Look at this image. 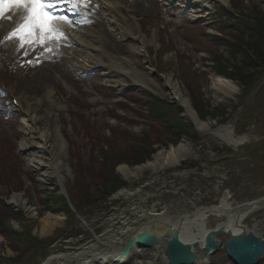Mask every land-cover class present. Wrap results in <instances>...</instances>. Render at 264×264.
Segmentation results:
<instances>
[{
    "label": "rangeland",
    "instance_id": "rangeland-1",
    "mask_svg": "<svg viewBox=\"0 0 264 264\" xmlns=\"http://www.w3.org/2000/svg\"><path fill=\"white\" fill-rule=\"evenodd\" d=\"M128 1L115 10L114 17L106 12L100 0H93V5L98 7L88 20L83 18L80 26L87 30H105L110 40H119L120 50L115 53L142 75L137 74L143 83L133 78V72L107 75L105 69L91 67L88 63L91 57L84 55L77 56L80 65L63 54L51 62L45 60L39 67H20L14 46L0 45V166L2 163L8 171L10 167L16 169L15 177L11 175L13 184L8 187L0 167V199L20 212L8 225L26 238L47 240V253L61 246L77 249L92 241L93 233L104 238L112 226L120 224L107 221L112 213L132 219L134 208L162 206L172 218L192 211L195 206L214 205L227 191L234 203L264 195V68L257 82L243 91L237 82L216 72L233 71L240 54L233 57L234 49L224 40L213 39L232 33L229 28L218 25L214 19L216 9L229 10L236 20L258 10L264 13V0ZM134 1H141L142 6L134 8ZM101 14L104 19H99ZM71 18L80 19L79 14ZM122 18L134 23L133 32L139 30L146 34L145 49L137 45L138 55L129 52L130 40L118 39L113 30V21ZM233 18L229 20L233 22ZM80 26L69 27L68 32L73 30L76 34ZM4 35L0 32V39ZM102 45L109 48L106 40ZM219 55L222 62L218 63ZM95 56L100 61L107 57L101 50ZM212 75L234 82L237 93L224 97L221 92H215ZM169 83L178 86L196 115L199 110L201 113L211 110L217 115H198L199 119L215 129L229 127L235 135H247V139L231 146L219 137L199 133L192 120L184 115ZM149 95L154 96L151 106L155 110L166 114L174 111V119L181 116L183 122L190 123L193 132L174 140L169 132L162 135V122H157L160 132L150 128L152 120L147 115L151 107L149 110L141 100L145 96L152 100ZM159 100L165 105H159ZM45 131L49 132L47 137ZM51 131L63 146L61 179L48 166V156L53 154L55 145ZM183 141L193 151L179 166L143 170L127 181L116 169L125 164L133 170L152 160L158 151L169 150V146ZM140 147L148 150V154ZM105 150L111 151L112 159L118 160L114 172L127 183L121 188L135 193L128 199L114 198L117 191L103 198L106 188L101 184L100 174L105 168L102 158ZM140 155H147L145 161L131 165ZM17 176L21 178V189L14 184ZM84 194L94 202L88 204ZM58 195L66 198L73 216L62 210ZM43 198L48 202L43 203ZM75 202L79 210L73 206ZM47 214L58 215L62 221L42 236L40 226ZM208 222V227L213 228L217 218H210ZM243 225L264 235V212L247 217ZM11 249V242L0 233V264H16L9 261L16 255ZM162 255L161 249L152 248L140 264H162ZM30 260L24 264H34ZM36 260L39 264L42 259ZM206 264L234 263L219 250ZM259 264H264V258Z\"/></svg>",
    "mask_w": 264,
    "mask_h": 264
},
{
    "label": "bare ground",
    "instance_id": "bare-ground-1",
    "mask_svg": "<svg viewBox=\"0 0 264 264\" xmlns=\"http://www.w3.org/2000/svg\"><path fill=\"white\" fill-rule=\"evenodd\" d=\"M102 7L105 8L108 14H113L116 16L115 10L120 8V6L128 4V0H100ZM134 8H140L142 6L141 1H134ZM128 9L130 6L127 7ZM131 10V9H130ZM101 16V17H100ZM99 16V19H104L102 14ZM88 17H85V20H88ZM117 20V19H115ZM115 32L118 35V39H128L132 44L128 49L129 52L133 55H138L137 45H141L145 49L146 46V34L141 31L137 33L133 32L134 23H129L126 18H122L121 21H113ZM12 27L11 24L4 22V27L0 28V32L4 35ZM72 28V27H71ZM138 29V26H137ZM65 31L68 37V40L73 46L63 47L62 51L65 56L69 55V59L75 61L79 64L77 56L84 55L85 57H91L90 65L91 67H100L105 69L107 75H112L125 72L127 74L133 72L135 74L133 78L142 82L140 73L133 70V67L123 58H119L115 52L120 50V45L112 39L110 40V34H107L105 30L100 32L99 30H87L85 27H81L78 32L73 33V30L69 31V26H65ZM78 33H82L81 35ZM106 40L108 42L109 48L105 49L102 45V42ZM8 42L7 44H9ZM82 48H79V47ZM102 51L106 57V60H101L95 58V52ZM64 56V57H65ZM67 58V57H66ZM87 62V61H86ZM80 65V64H79ZM89 65V67H90ZM140 75V77L138 75ZM170 84V83H169ZM171 85L174 95L177 96L179 104L183 107L184 115L190 118L196 127V130L199 133L206 134L209 136L219 137L221 140H224L227 144L231 146H237L241 144L244 140L247 139V135L238 136L235 135L233 130L229 127H222L221 129H215L210 126L206 121L199 119L196 115L192 106L189 104L178 86ZM211 85L215 92H221L224 97H231V95L237 93V86L231 80H227L223 77L211 76ZM46 137L49 135L48 131L44 132ZM53 137V154L49 158L48 166L54 174L61 179L63 172L64 164L61 163V155L63 146L60 143L59 139L56 136L54 131H51L50 134ZM46 149V148H45ZM44 150V149H43ZM48 150V149H47ZM45 150V151H47ZM192 148L188 142H180L177 146H169V150H160L158 153L153 155V159L149 160L143 165L135 166L132 170L128 165L120 164L117 166V171L123 176L124 180H129L135 178L138 173H141L143 170H152L157 171L161 168L170 167V166H179L182 160H185L192 153ZM49 155V154H48ZM135 193L130 192L124 188L117 190L113 194L114 198H124L133 196ZM264 195L257 197L253 200H246L241 203H234L230 192H225L219 199L218 202L214 205H203L195 206L194 209L190 212H184L182 215H177L175 217H170L168 215V209L166 207H156L151 206L149 209H137L134 208L131 210V213L134 215V218H130L127 215H121L117 213H112L108 217L107 221L110 220L112 224L117 225L118 227L112 226L108 230V235L104 238L101 235H96L93 233L94 239L87 244H83L77 249H62L57 248L55 251L49 252L45 258L41 260L39 264H121L124 261L123 258H120L121 250L126 243L130 234L140 230L143 227H149L151 222L154 221L156 228L162 229L164 227L163 223L173 224L180 230L182 237L188 242L198 241L202 245L203 239L206 232L210 229L208 227V221L210 218H217V223L215 225L223 226L225 229H229L237 233L241 226L248 228L243 225V222L247 217L257 214L258 212H264ZM234 209V210H233ZM136 216V217H135ZM62 218L58 215L47 214L44 216V219L41 222L40 226V235L44 236L49 234L55 227V225L61 224ZM131 257L126 260V264H140L142 263L143 257L149 253V250L141 248V250L134 249ZM164 255V254H163ZM162 255V256H163ZM150 259V258H149ZM162 264H169L167 258L163 256L161 258ZM199 264V263H198Z\"/></svg>",
    "mask_w": 264,
    "mask_h": 264
},
{
    "label": "trees",
    "instance_id": "trees-1",
    "mask_svg": "<svg viewBox=\"0 0 264 264\" xmlns=\"http://www.w3.org/2000/svg\"><path fill=\"white\" fill-rule=\"evenodd\" d=\"M238 9L239 7L236 10ZM225 11L226 10L216 9V17L214 16V19L217 21L220 27H226L227 29L229 28L230 30H232V33L228 34L225 37L217 36L216 38L214 36L213 39L215 38L216 41H218V39L224 40L227 46L229 45L231 50H235L231 53L233 57L236 54H240L241 59L240 61L236 62L237 64H235V66L233 67V71L228 72L219 69L216 72L218 74L222 73L229 79L237 82L242 90L245 91L246 89L251 88L257 82L258 78L260 77L261 71L264 68V13L261 12V10H258L255 11L252 15H249V17L246 16V18H244L242 16H238L235 20V18H233L229 14V10H227L226 12ZM222 17L228 18L227 21ZM232 18L233 22L229 20ZM221 59L222 56L219 55L218 61L216 60V62H222L220 61ZM151 97H153L152 100H150L147 96L143 98L141 97V100L144 101V105L148 106L149 110L151 107V112L147 115V117L152 120V123L149 125L150 128L157 130V132H160V124L157 123L160 121L162 122L161 128H163L162 135L165 132H169L171 138L174 140H178L179 137L183 134H186V132H189V134L193 132L190 123L187 125L186 122H183L181 116L177 119H174L175 115L173 116V113L176 114L174 111L169 110L166 114L163 110H155L151 106L154 102V96ZM160 104L165 105L164 101L162 100H159V105ZM197 114L199 115V117H205V115L217 116L211 110L210 112L205 111L204 113H201V111L199 110ZM155 122L157 124H155ZM145 143L146 142H144V144ZM143 149L145 148L140 147V150ZM145 152L146 154H148V150L145 149ZM111 155V151H102V158L104 160L103 165L105 168L103 174H100V176L101 178H103L101 184H103L104 188H106V191L104 193L105 196H103V198H106L111 193L116 192L117 189L121 188L122 186L127 185V183H125V181H123L118 174H115L114 169L118 163V160L112 159ZM145 158H147V155H140L133 160L134 162L130 161L131 163H129L131 165H137V163L145 161ZM0 167H2L1 177L3 180H6L7 186L10 187L11 184H13L10 182L12 178L11 175H14L15 177L16 169L15 167H10L8 171L5 167L2 166V163ZM104 173H108L110 176H107L108 174L104 176ZM16 178L17 179L14 184H16L18 189H21V178L18 176ZM84 195L85 199L87 197L86 202H88V204L89 202H94V200H92V197L89 198V195ZM46 201V198L42 199L43 203H46ZM58 202H60L61 206L63 207L62 210L68 213V216H73V214H71L70 208L67 207V201L65 197L58 195ZM73 206L78 207L79 210V206H77L76 202ZM46 207H48V204ZM19 214L20 212L18 210H15L12 205L10 206L2 199H0V233L11 242V250H14L16 254L15 256H13V258L9 259V261L16 264H24L25 262H28V259L30 260L33 258V256L36 255L35 258L30 261H34V264H37L39 262L38 260H36L37 258L43 259L48 254L47 250H45V244L47 243V240H39L36 237L33 238L31 236H29V238H26L24 234L11 228L8 225V221L12 218L16 219Z\"/></svg>",
    "mask_w": 264,
    "mask_h": 264
},
{
    "label": "snow or ice",
    "instance_id": "snow-or-ice-1",
    "mask_svg": "<svg viewBox=\"0 0 264 264\" xmlns=\"http://www.w3.org/2000/svg\"><path fill=\"white\" fill-rule=\"evenodd\" d=\"M96 7L93 0H0V28L4 22L12 25L0 45L14 46L20 67H39L62 56L63 47L73 46L65 26H80ZM77 14L80 19L71 18Z\"/></svg>",
    "mask_w": 264,
    "mask_h": 264
},
{
    "label": "water",
    "instance_id": "water-1",
    "mask_svg": "<svg viewBox=\"0 0 264 264\" xmlns=\"http://www.w3.org/2000/svg\"><path fill=\"white\" fill-rule=\"evenodd\" d=\"M149 224L127 238L120 254L124 259L121 264H126L134 249L141 248L161 249L169 264H206L219 250H223L234 264H259L264 258V235L243 226L236 233L215 225L206 232L202 245L197 240L186 241L173 224L163 223L164 227L159 230L154 221Z\"/></svg>",
    "mask_w": 264,
    "mask_h": 264
}]
</instances>
